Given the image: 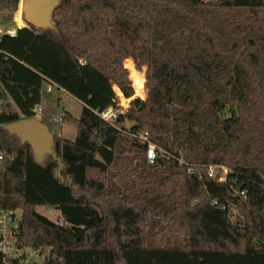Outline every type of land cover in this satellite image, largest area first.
Here are the masks:
<instances>
[{"label": "trees", "instance_id": "1", "mask_svg": "<svg viewBox=\"0 0 264 264\" xmlns=\"http://www.w3.org/2000/svg\"><path fill=\"white\" fill-rule=\"evenodd\" d=\"M20 1L0 0V27ZM50 17L57 33L0 36V209L21 211L17 245L50 248L49 264H264V0H53ZM127 56L145 97L116 128L95 110L133 95ZM45 82L81 109L43 161L6 125L34 117Z\"/></svg>", "mask_w": 264, "mask_h": 264}, {"label": "rangeland", "instance_id": "2", "mask_svg": "<svg viewBox=\"0 0 264 264\" xmlns=\"http://www.w3.org/2000/svg\"><path fill=\"white\" fill-rule=\"evenodd\" d=\"M53 0H21L19 8H18V20H20L21 17L24 21H22L21 26H25L28 24H38L43 23L49 26V30L52 33H57V28L55 26V23L50 17V5ZM17 13V12H16ZM16 13L14 14V20L16 17ZM21 21V20H20ZM5 27H0V30H4ZM2 33H0L1 36ZM128 57H125L123 60L124 67L127 70L128 78L131 82L132 88H133V95L131 97H139L141 99H144L145 97V90L143 87L144 83V71L145 67H142L141 69H137L134 66L133 59L131 57V64L133 65L134 69L137 73H139L142 78L139 79L136 84H138V88L136 87V84L134 83V79L131 77V70L127 69L125 66V60ZM47 84H43V97L41 98L40 108L41 110L37 112V115L35 116V119H37L41 124L46 128L48 133L52 134L55 130L62 132L64 137L73 138L76 134L77 126L76 123L73 120L74 118L79 116L80 109H81V103L74 99L70 98L68 96L59 97L56 94V90L53 88L51 92H46L44 90L46 88ZM119 98V97H118ZM131 99V98H130ZM119 100V99H118ZM117 100V101H118ZM121 103L123 102V105H127L129 102L124 101V99H120ZM69 111L71 114V117H68L66 121L62 122L60 120V113L61 109ZM53 118H57L58 120H53ZM46 156L43 155L41 160H45ZM36 212L39 214L45 216L51 221L54 222H61L62 217L60 210L53 207H48L45 205H38L35 207ZM27 252H30V249L27 250Z\"/></svg>", "mask_w": 264, "mask_h": 264}, {"label": "built area", "instance_id": "3", "mask_svg": "<svg viewBox=\"0 0 264 264\" xmlns=\"http://www.w3.org/2000/svg\"><path fill=\"white\" fill-rule=\"evenodd\" d=\"M0 33H7L10 36L15 34V28L10 27L8 29L0 30ZM46 92L50 91V85L45 89ZM62 90V89H61ZM128 105H123V103L117 101L116 106H108L104 109L95 110V113L107 123L119 128L117 119L120 113H123L127 109ZM41 110L40 105H36L33 108L34 117L37 112ZM53 120H58L53 118ZM140 142L146 145L145 154L149 162L155 159L156 151L155 145L148 140L147 132H133L130 133ZM60 134L57 132L56 134ZM2 159V154L0 153V160ZM191 170V169H189ZM228 169L222 165H210L208 167V175L217 178V180L222 181L227 177ZM242 193V192H241ZM17 217L16 213L9 210L0 209V254L1 263L0 264H49L55 259V254L50 248L42 250L40 248L31 247H20L17 245ZM30 249V252L27 250Z\"/></svg>", "mask_w": 264, "mask_h": 264}, {"label": "water", "instance_id": "4", "mask_svg": "<svg viewBox=\"0 0 264 264\" xmlns=\"http://www.w3.org/2000/svg\"><path fill=\"white\" fill-rule=\"evenodd\" d=\"M37 24L36 26H39ZM136 125L135 121H128L124 119V127L131 129ZM6 129L15 134L21 142H27L31 146L32 153L36 160L42 158L45 153H52V135L48 133L46 128L35 117L18 120L6 125ZM97 158L98 155L96 156ZM235 190L240 191V186H237ZM21 211H18L16 215H19Z\"/></svg>", "mask_w": 264, "mask_h": 264}, {"label": "crops", "instance_id": "5", "mask_svg": "<svg viewBox=\"0 0 264 264\" xmlns=\"http://www.w3.org/2000/svg\"><path fill=\"white\" fill-rule=\"evenodd\" d=\"M20 2H21V1H20ZM16 12H17V11H16ZM16 12H15V13H16ZM22 18H23V17L20 18L21 21L15 18L14 23H13V25H12L11 27H13V28H15V29H16V27H20L21 24H22V21H24ZM38 24L42 25L44 28H46V29L49 30V26L46 25V24H44V22H43V23H38ZM35 25H37V24H35ZM127 57H128V56H127ZM129 58H130V61H131V57H129ZM45 83L47 84V86L50 85V91H49V92H51V91L53 90V88L56 90V94H57L58 98H59V97H63V96H68V97H70V98H73V97H71L68 93H66V92H64L63 90L57 88L54 84H48L47 82H45ZM47 86H46V88H47ZM46 88H45V89H46ZM45 89H44V90H45ZM116 95H117V99H119V100H118L119 102H121L120 99L122 98V99H124V101L126 102V104H127V102H129L130 98H133V97L125 98V97H123L118 91H116ZM42 97H43V96H42ZM118 97H119V98H118ZM40 103H41V102H40ZM122 103H123V102H122ZM123 104H124V103H123ZM39 105H40V104H39ZM127 105H128V104H127ZM60 133L62 134V132H60Z\"/></svg>", "mask_w": 264, "mask_h": 264}]
</instances>
